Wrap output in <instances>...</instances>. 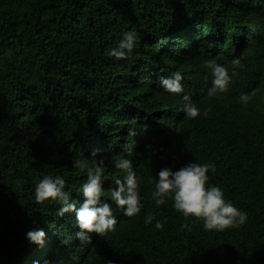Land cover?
Returning a JSON list of instances; mask_svg holds the SVG:
<instances>
[{"label":"trees","instance_id":"16d2710c","mask_svg":"<svg viewBox=\"0 0 264 264\" xmlns=\"http://www.w3.org/2000/svg\"><path fill=\"white\" fill-rule=\"evenodd\" d=\"M126 32L136 34L132 52L110 57ZM235 58L243 67L233 74ZM209 63L228 68L227 92L208 94ZM176 72L180 94L160 82ZM184 95L196 118L184 112ZM101 158V199L117 223L85 244L75 212L61 217L59 202L36 203L35 187L62 177L79 209L87 170ZM121 158L138 180L133 217L111 199L126 175ZM191 162L215 165L209 184L247 213L244 225L207 231L171 198L155 204L158 172ZM33 230L45 232L42 245L26 238ZM45 261L264 264V0H0V264Z\"/></svg>","mask_w":264,"mask_h":264},{"label":"clouds","instance_id":"9594fccd","mask_svg":"<svg viewBox=\"0 0 264 264\" xmlns=\"http://www.w3.org/2000/svg\"><path fill=\"white\" fill-rule=\"evenodd\" d=\"M136 34L134 32L124 33L123 39L117 48L110 50L109 56L115 59H126L134 48ZM233 74L236 68H242L240 58L231 61ZM208 67L212 74V87L208 94L214 96L218 93L228 91L231 83V76L228 68L217 63H209ZM182 75L176 72L171 77H161L160 82L163 88L172 93L183 92L181 84ZM251 97L242 94L240 100L246 105ZM185 101L183 109L188 118H196L200 115V110L191 103L190 97L183 96ZM209 109L204 110L207 117ZM130 136H135V130L130 129ZM131 155L132 149H127ZM93 156L96 152H93ZM75 167H85L82 161H75ZM116 167L126 173L123 180L116 179V187L111 191V199L119 209H122L125 216L133 217L141 211V197L138 192V180L132 170V163L126 158H121L116 162ZM215 172V165L191 162L173 171L170 168H162L158 172V179L155 183V190L152 198L157 206L164 205L169 198L173 200V207L185 218L192 217L196 221H202L203 227L207 231L223 232L226 229H235L244 225L248 219L247 213L238 209L231 201L224 197V193L219 186L210 185L209 171ZM103 158L93 168L87 170V182L82 186L84 201L77 209L75 204L69 203L70 193L65 191V180L62 177H44L35 187L36 203H43L45 200L59 202L58 216L63 217L65 213L74 211L79 231L76 237L82 243H91V233L100 236L115 230L117 220L113 215L112 207L109 203L102 201L104 189L102 187ZM155 220V216L149 213L145 218V223L150 224ZM156 229L163 228V222L156 220ZM43 230H33L26 233V238L30 243L42 245L45 238ZM44 264H48L47 261ZM109 264H112L109 261Z\"/></svg>","mask_w":264,"mask_h":264}]
</instances>
